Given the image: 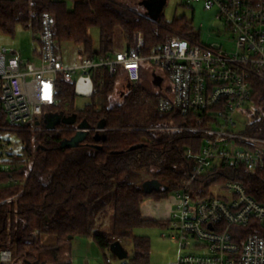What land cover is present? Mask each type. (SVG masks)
I'll return each instance as SVG.
<instances>
[{
  "label": "trees",
  "instance_id": "1",
  "mask_svg": "<svg viewBox=\"0 0 264 264\" xmlns=\"http://www.w3.org/2000/svg\"><path fill=\"white\" fill-rule=\"evenodd\" d=\"M156 9L149 1L85 0L69 7L66 0H0V32L14 36L21 26L37 37L40 17L48 12L61 59L67 43L80 46L81 59L118 52L119 31L126 46L141 31L146 41L144 53L174 35L194 34L192 22L185 17L168 21L163 15L155 16ZM92 27L100 30L98 49L89 33ZM93 79L96 92L78 107L75 82L60 74L52 111L61 113L63 119L54 130L46 128L43 117L39 123L11 124L0 105V133H15L23 145L21 153L10 154L9 166L0 168V249L13 252V260L2 264L49 260L77 237L93 239L106 262L105 252L114 241L124 244L132 240L134 252L122 264H149L151 239L136 234V229L168 226V220L145 218L142 205L148 199L168 198L190 177L186 150L191 146L198 149L203 135L165 128L190 120L158 110L163 93L149 70L143 69L141 79L133 84L125 77L111 76L106 67L94 70ZM119 92L123 95L120 101L116 99ZM249 104L243 131L264 139V80L253 81ZM84 120L91 127L86 138L78 145L65 146ZM224 170L223 175L198 178L194 191L204 196L213 181L234 180L264 204V170L241 167L238 174L232 166ZM154 179L163 188L148 191L147 181ZM44 235H53L56 241L45 244Z\"/></svg>",
  "mask_w": 264,
  "mask_h": 264
},
{
  "label": "built area",
  "instance_id": "2",
  "mask_svg": "<svg viewBox=\"0 0 264 264\" xmlns=\"http://www.w3.org/2000/svg\"><path fill=\"white\" fill-rule=\"evenodd\" d=\"M182 1L188 7L203 3L214 10L232 49L204 43L201 28L192 23L193 35L169 37L149 53H144L145 37L138 31L133 44L121 51L68 65L57 55L52 17L44 12L37 35L39 64L23 59L17 49L0 50V105L11 124L25 125L54 113L60 74L73 80L83 97L96 92L93 72L99 67L131 84L141 79L143 69L150 71L153 81L161 77L158 110L190 120L165 128L203 135L198 149L186 150L190 177L174 191L176 204L164 235L178 240L182 249L193 246L198 252L180 254L176 264H264V204L234 180L213 181L204 196L193 187L200 177L227 173L226 166L237 174L241 167L264 170V139L247 136L240 128L253 81L264 80V0ZM191 239L196 242L190 244ZM12 260V250L0 249V264ZM107 262L113 260L107 257Z\"/></svg>",
  "mask_w": 264,
  "mask_h": 264
},
{
  "label": "rangeland",
  "instance_id": "3",
  "mask_svg": "<svg viewBox=\"0 0 264 264\" xmlns=\"http://www.w3.org/2000/svg\"><path fill=\"white\" fill-rule=\"evenodd\" d=\"M66 1L68 2L69 7L73 6L72 0ZM129 3L132 4L134 1L132 2V0H129ZM191 6L192 7L184 5L182 0H165L163 6L158 10H154V13L157 17L163 15L168 21H172L174 18L185 17L187 20L191 21L195 27L201 28V38L204 43H222L224 48L231 50L232 46L227 40L225 25L221 20L216 18V12L214 10L205 9L203 3H193ZM145 8L148 10V7ZM89 33L93 38L94 48L98 49L100 46L99 28L92 27L89 30ZM33 36L34 32L32 30L25 29L21 26L17 28L14 36L0 32V50L3 47H10L20 50L24 56L29 54L31 55L34 48ZM116 44L118 51L123 50L126 46L125 40L120 31L116 37ZM79 49L80 46L67 43L64 44V51L61 55L66 62H73L76 59L81 58ZM125 85L126 83L124 81L121 82L119 89L122 91L125 90ZM122 97V93H117L116 99L118 101L122 100ZM89 101L90 97L79 96L76 100V105L78 107H83ZM248 106L252 105L248 104ZM246 121L247 113L245 112L241 118L240 128H245ZM4 129L6 130L7 128ZM22 146L21 140L15 133H0V168H7L9 166L8 162L11 160L10 154L21 153ZM162 200L163 205H170L171 216L176 204V194L172 193L168 198ZM162 202L161 200L148 199L144 202L143 206L145 210L148 208V210L152 212L153 208H150L149 204H161ZM166 228L167 227L161 226H142L136 229V234L146 235L151 239L149 264H176L180 254L186 255L198 252V249L193 246L182 249L178 240L172 238L171 236H164L166 232H169ZM42 241L45 244H52L56 241V238L53 235H44L42 236ZM82 241H88V247H81L80 244ZM195 242V239L190 240V244H194ZM71 244V247H68V250L65 249L64 252L65 254H69L70 251L73 252L71 254L74 260L73 264H85L87 259L90 264H107L103 250L93 239L77 237ZM68 245H70V243ZM123 246L128 252L129 258V256H131L134 252V243L132 240H128L124 242ZM105 253L106 257H110L113 260V264H122V261L128 259H120L114 256L110 250Z\"/></svg>",
  "mask_w": 264,
  "mask_h": 264
},
{
  "label": "water",
  "instance_id": "4",
  "mask_svg": "<svg viewBox=\"0 0 264 264\" xmlns=\"http://www.w3.org/2000/svg\"><path fill=\"white\" fill-rule=\"evenodd\" d=\"M75 1L82 2L83 0H75ZM149 2L153 3L154 7L159 9L160 7L163 6L165 0H152ZM161 82H162V78L156 75L154 79V83L159 86ZM62 119H63V115L61 113L47 114L45 117L46 128L48 130L56 129V127L62 121ZM39 122L40 121L38 120L37 123ZM90 130H91V127L89 123L86 120H84L79 125L77 134L71 140L66 141L64 145L65 146L66 145H69V146L78 145L80 142H82L86 138ZM162 188H163V184L159 180L154 179V180L149 181V189L147 190L148 191H151L153 189L161 190ZM110 251L120 259L128 258V252L126 251L123 244L119 240L114 241L111 244Z\"/></svg>",
  "mask_w": 264,
  "mask_h": 264
},
{
  "label": "crops",
  "instance_id": "5",
  "mask_svg": "<svg viewBox=\"0 0 264 264\" xmlns=\"http://www.w3.org/2000/svg\"><path fill=\"white\" fill-rule=\"evenodd\" d=\"M33 41H34L33 42L34 43V48H33V52H32L31 55L29 54V55L24 56L23 53L20 50H18V49L17 50L21 53V56H22L23 59L28 60V61H32V62H35V63L39 64L41 62V60H40L39 52H38L37 37L35 35L33 36ZM80 59L81 58L76 59L73 62H66L65 59L63 58L62 61L65 64L70 65V64H73V63H76V62L80 61ZM162 201L163 200H161V202ZM143 205H142V214H143V216L145 218L162 219V220H168L169 219L170 212H171L170 205H167V204L163 205V202L161 204L151 203V204H149V206H150V208H153L152 212L149 211L148 208L145 210ZM74 239H76V238H74ZM72 241L70 242V245H66L65 247H63L59 251H57L55 253V255H53L51 257V259H49V260H41L40 262H38L36 264H73L74 260H73V257L71 255L73 252H71L70 250H69L70 251L69 254H65V252H64L65 249L68 250V247H71ZM83 242H85V243H83ZM88 245H89L88 241H82L81 244H80V246L83 247V248L84 247H88ZM85 264H90L88 259H87Z\"/></svg>",
  "mask_w": 264,
  "mask_h": 264
}]
</instances>
